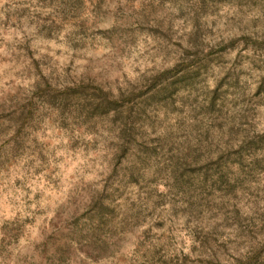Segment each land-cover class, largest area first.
I'll return each mask as SVG.
<instances>
[{
  "label": "rangeland",
  "instance_id": "obj_1",
  "mask_svg": "<svg viewBox=\"0 0 264 264\" xmlns=\"http://www.w3.org/2000/svg\"><path fill=\"white\" fill-rule=\"evenodd\" d=\"M0 264H264V0H0Z\"/></svg>",
  "mask_w": 264,
  "mask_h": 264
}]
</instances>
